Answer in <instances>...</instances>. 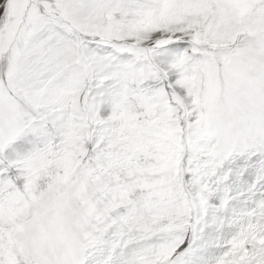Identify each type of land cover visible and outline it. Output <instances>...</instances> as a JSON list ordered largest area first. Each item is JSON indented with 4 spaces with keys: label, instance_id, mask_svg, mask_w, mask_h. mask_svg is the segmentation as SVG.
Segmentation results:
<instances>
[{
    "label": "snow or ice",
    "instance_id": "snow-or-ice-1",
    "mask_svg": "<svg viewBox=\"0 0 264 264\" xmlns=\"http://www.w3.org/2000/svg\"><path fill=\"white\" fill-rule=\"evenodd\" d=\"M0 264H264V0H0Z\"/></svg>",
    "mask_w": 264,
    "mask_h": 264
}]
</instances>
